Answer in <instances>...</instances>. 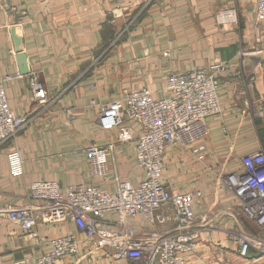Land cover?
Returning a JSON list of instances; mask_svg holds the SVG:
<instances>
[{
    "label": "crops",
    "instance_id": "crops-1",
    "mask_svg": "<svg viewBox=\"0 0 264 264\" xmlns=\"http://www.w3.org/2000/svg\"><path fill=\"white\" fill-rule=\"evenodd\" d=\"M18 53L25 56L27 74H19ZM213 64L224 65L216 74L222 114L207 121L204 159L167 146L161 181L193 194L198 236L186 264H264L254 251L239 257L229 242L231 228L254 234L257 227L235 210L233 194L219 185L220 173L239 169L245 155L264 148V21L256 19L255 0H0V80L10 109L28 117L0 147V206L27 203L35 181L113 191L116 177L137 186L142 171L135 142L121 143L115 130H103L100 108L90 100L122 98L141 88L162 97L168 74ZM31 76L43 85L45 102L33 97ZM110 143L108 175L100 177L86 150ZM14 146L23 158L18 176L8 167ZM128 222L138 237L174 226L152 225L140 215ZM34 228L42 240L75 232L67 221L38 222ZM45 249L0 215V264H30ZM86 258L93 264H129L94 240L82 241L77 254L56 264H83Z\"/></svg>",
    "mask_w": 264,
    "mask_h": 264
},
{
    "label": "built area",
    "instance_id": "built-area-1",
    "mask_svg": "<svg viewBox=\"0 0 264 264\" xmlns=\"http://www.w3.org/2000/svg\"><path fill=\"white\" fill-rule=\"evenodd\" d=\"M224 12L231 13L220 14ZM255 15L257 21H264V0H255ZM223 68L224 65L213 64L210 69L170 73L165 77L162 97L141 88L126 91L122 98L90 100L100 108L98 121L103 130H115L121 143L135 142V160L142 171L141 179L133 186L115 177L113 191L94 185L61 188L56 181H35L30 185L27 203L0 206V215L20 224L31 238L46 245L30 264H56L77 254L82 241L93 240L97 246L107 249L112 258L127 260L129 264H186V256L193 250L198 236L190 208L193 194L170 189L161 181L163 155L171 145L186 150L197 160L204 159V139L209 133L207 121L222 111L216 74ZM29 87L35 100L46 101L45 89L36 77L31 76ZM261 116L264 119V105ZM27 120V116L17 115L10 109L0 80V147ZM112 148V143L87 148L86 156L96 175H108L106 156ZM7 158L11 175H20L21 149L12 147ZM219 179V185L236 199L235 210L257 227L254 234L240 227L231 228L227 232L229 242L241 258H248L251 251L264 256V148L245 155L239 169L222 172ZM137 215L152 225L172 222L174 226L170 232L138 237L128 222ZM66 221L75 232L81 233L82 239L73 232L42 240L34 228L38 222ZM83 264H93V261L86 258Z\"/></svg>",
    "mask_w": 264,
    "mask_h": 264
},
{
    "label": "water",
    "instance_id": "water-1",
    "mask_svg": "<svg viewBox=\"0 0 264 264\" xmlns=\"http://www.w3.org/2000/svg\"><path fill=\"white\" fill-rule=\"evenodd\" d=\"M19 41L16 40L15 43L17 44ZM16 52H19V48H18V45L16 47ZM16 61H17V64H18V68H19V74H27L28 71H27V67L25 65V56L21 53H18L16 55Z\"/></svg>",
    "mask_w": 264,
    "mask_h": 264
},
{
    "label": "rangeland",
    "instance_id": "rangeland-1",
    "mask_svg": "<svg viewBox=\"0 0 264 264\" xmlns=\"http://www.w3.org/2000/svg\"><path fill=\"white\" fill-rule=\"evenodd\" d=\"M222 114V111L220 112V114H219V116ZM260 116H261V113H260ZM216 117H218V116H216ZM261 118H262V116H261ZM263 119V118H262ZM263 127H264V124H263ZM221 174V173H220Z\"/></svg>",
    "mask_w": 264,
    "mask_h": 264
},
{
    "label": "trees",
    "instance_id": "trees-1",
    "mask_svg": "<svg viewBox=\"0 0 264 264\" xmlns=\"http://www.w3.org/2000/svg\"><path fill=\"white\" fill-rule=\"evenodd\" d=\"M262 133H263V135H264V127H263V129H262Z\"/></svg>",
    "mask_w": 264,
    "mask_h": 264
}]
</instances>
